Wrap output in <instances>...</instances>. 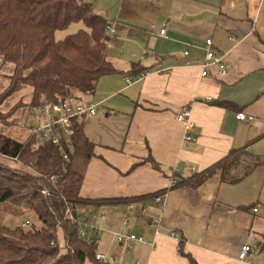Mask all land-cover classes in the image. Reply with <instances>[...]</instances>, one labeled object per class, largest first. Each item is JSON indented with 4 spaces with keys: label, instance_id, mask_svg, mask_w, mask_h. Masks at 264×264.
<instances>
[{
    "label": "crops",
    "instance_id": "1",
    "mask_svg": "<svg viewBox=\"0 0 264 264\" xmlns=\"http://www.w3.org/2000/svg\"><path fill=\"white\" fill-rule=\"evenodd\" d=\"M93 1L110 22L109 58L124 72L102 76L82 96L97 113L83 119L95 156L80 196H144L132 209L79 207L107 215L110 232L98 247L118 253L120 264H190L179 252L184 240V252L199 264H264V0H100L97 9ZM208 38L224 57V76L214 66L202 75ZM136 60L147 67L138 77L129 71ZM184 107L194 122L191 141L176 117ZM240 112L248 120H239ZM237 147L261 162L240 182L215 176L196 189L168 190L160 202L145 198L171 187L172 169L187 175ZM149 155L167 176L137 165ZM116 231L141 234L146 243L121 251ZM244 245L251 250L239 260Z\"/></svg>",
    "mask_w": 264,
    "mask_h": 264
},
{
    "label": "trees",
    "instance_id": "2",
    "mask_svg": "<svg viewBox=\"0 0 264 264\" xmlns=\"http://www.w3.org/2000/svg\"><path fill=\"white\" fill-rule=\"evenodd\" d=\"M78 21L86 28L63 39L56 38L57 30ZM109 24L88 0H0V83L4 86L0 87V156L17 162L13 165L0 159V203L34 212L41 223L40 228H27L24 223L13 225L0 220V264H85L87 260L94 264H120L118 253L111 255L112 261L98 260L99 237L91 243L81 238L78 224L71 221L66 210L70 208L77 215L79 207L90 205L129 206L144 196H80L88 164L95 156V144L85 134L84 117L73 119L69 135L59 128L47 136L37 130L43 119L38 112L40 104L69 97L92 103L82 96L93 93L102 76L124 72L114 66L108 55ZM4 66H11V72L2 71ZM146 70L141 60L130 64L129 71L136 77ZM128 78L133 77L125 80ZM27 89L29 101L20 98L10 102L14 95ZM223 104L231 106L228 102ZM15 126L20 128V134L4 130ZM55 135L58 143L53 140ZM147 163L167 176L152 155L137 165ZM260 163L246 147L232 148L203 169L187 175L172 173L175 183L169 189L145 198H156L175 188L196 189L215 176L226 183H238ZM44 189L53 195L46 196ZM184 242L179 246L181 255L190 264H199L184 252ZM259 246L264 247V239Z\"/></svg>",
    "mask_w": 264,
    "mask_h": 264
},
{
    "label": "built area",
    "instance_id": "3",
    "mask_svg": "<svg viewBox=\"0 0 264 264\" xmlns=\"http://www.w3.org/2000/svg\"><path fill=\"white\" fill-rule=\"evenodd\" d=\"M165 29L161 30V33H164ZM207 51L205 62L203 64L202 75L206 76L210 66H214L217 70L219 76H224L227 73L226 64L224 62V57L217 54L212 50L213 41L211 38L206 40ZM185 54H188L186 51ZM133 78H128L126 81L128 84L132 82ZM38 112H40L42 123L37 130H42L43 136H47L49 133H52L58 128L65 135H69L72 131V122L73 119L79 118L82 119L85 115H94L96 113V105L93 103H87L78 101L73 97H69L65 100H46L38 106ZM177 120L184 124L185 126V136L186 141H191L193 137L194 122L192 120V113L189 107H184L176 115ZM237 118L241 121L248 120L245 113L240 112L237 115ZM54 142H59V137L57 135L53 138ZM194 169V168H193ZM171 172H177L175 169H172ZM175 183V179L171 178V186ZM46 196H52L53 193L47 189L42 191ZM163 199V195L156 197V201L160 202ZM129 209L133 208V205L128 206ZM255 211L257 209H254ZM67 215H70L72 222L78 224V233L81 238L87 240L91 243L94 238L100 237L105 231L110 229L109 223H107V215L105 213H97L93 211H79L77 215H74L71 209L66 210ZM104 222L106 224H104ZM25 225L29 224V221L24 223ZM115 240L118 246H121L125 250H130L134 247L135 243H146V240L143 235L137 234L130 231H116ZM174 235V233H172ZM251 250L249 245H244L241 252L239 253V260H243L247 253ZM96 258L102 262L112 261V256L103 251L96 252Z\"/></svg>",
    "mask_w": 264,
    "mask_h": 264
},
{
    "label": "rangeland",
    "instance_id": "4",
    "mask_svg": "<svg viewBox=\"0 0 264 264\" xmlns=\"http://www.w3.org/2000/svg\"><path fill=\"white\" fill-rule=\"evenodd\" d=\"M91 1L92 0H90V2ZM99 1L100 0L93 1L94 4H95L96 9L99 8V6H100ZM111 4H113V3H111ZM100 13H102V12H99V14ZM84 28H86V26L83 24V22L82 21H78V22H74V23L70 24L65 29L57 30L55 35H56V38L60 40V39H63V38H65L66 36H68L70 34H73V33L77 32L80 29H84ZM11 70H12L11 66H4L3 69H2V71L6 72V73H10ZM5 86H6V84H5ZM0 87H1V89L4 87L2 83H0ZM27 91H29V89L23 91L22 93L14 95L10 102L14 103L15 101H18V99H20V98H22L23 101H29L30 97L27 96ZM8 129H9V132L11 134H12V132L13 133L16 132L17 134L21 133L20 128L18 126H15L13 128L10 127V128L4 129L5 132H7ZM0 159L6 161V158H4V157L0 156ZM6 162H9V163H11L13 165L17 164V162L11 161L10 159L8 161H6ZM28 219L30 220V224L26 225L27 228H34V227L35 228H40L41 227V223L37 220L34 212L24 210L23 208L15 206V205L10 204V203H0V220L2 222L14 225V224L26 223V221ZM108 232H110V231L104 232L103 235L104 234L107 235ZM104 239L105 238H103V240ZM58 241H59V244L62 246L63 245V240H62L61 233H59V235H58ZM104 244L106 246H110V244H112V242L109 239H105L104 240ZM109 249H110L109 247L107 248V247H104V246H100V248L98 247V251H103V252H106V253L110 254V250ZM125 263L126 264H128V263L131 264L130 261L129 262L125 261ZM85 264H94V263H92L90 260H87Z\"/></svg>",
    "mask_w": 264,
    "mask_h": 264
},
{
    "label": "water",
    "instance_id": "5",
    "mask_svg": "<svg viewBox=\"0 0 264 264\" xmlns=\"http://www.w3.org/2000/svg\"><path fill=\"white\" fill-rule=\"evenodd\" d=\"M100 15H103L102 13H100ZM112 35V32L111 31H109V33H108V36L110 37Z\"/></svg>",
    "mask_w": 264,
    "mask_h": 264
}]
</instances>
